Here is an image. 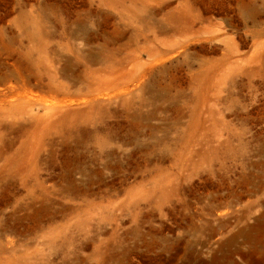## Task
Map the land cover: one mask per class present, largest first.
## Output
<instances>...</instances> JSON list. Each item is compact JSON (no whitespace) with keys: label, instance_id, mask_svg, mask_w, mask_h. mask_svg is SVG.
Here are the masks:
<instances>
[{"label":"rangeland","instance_id":"374dc122","mask_svg":"<svg viewBox=\"0 0 264 264\" xmlns=\"http://www.w3.org/2000/svg\"><path fill=\"white\" fill-rule=\"evenodd\" d=\"M0 264H264V0H0Z\"/></svg>","mask_w":264,"mask_h":264},{"label":"bare ground","instance_id":"6f19581e","mask_svg":"<svg viewBox=\"0 0 264 264\" xmlns=\"http://www.w3.org/2000/svg\"><path fill=\"white\" fill-rule=\"evenodd\" d=\"M247 228H250V226H248L246 228H242L241 230H239V234H246Z\"/></svg>","mask_w":264,"mask_h":264}]
</instances>
